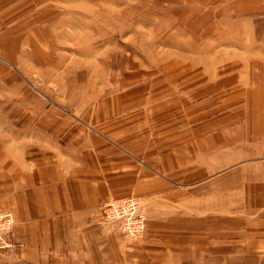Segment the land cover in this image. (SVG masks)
I'll return each instance as SVG.
<instances>
[{
	"label": "rangeland",
	"instance_id": "rangeland-1",
	"mask_svg": "<svg viewBox=\"0 0 264 264\" xmlns=\"http://www.w3.org/2000/svg\"><path fill=\"white\" fill-rule=\"evenodd\" d=\"M32 2L0 29V143L37 146L110 94L148 99L149 119L179 127L185 139L195 128L203 141L196 129L210 123L217 132L264 131V0ZM261 164L263 173L253 175L259 182ZM233 169L224 173L226 197L213 198L228 206L226 230L197 229L194 239L165 251L164 264H264L249 236L262 227L256 218L264 217V199L247 196L258 183L249 175L242 195ZM126 197L140 201V237L103 228V202L96 217L105 233L139 241L146 202ZM202 203L196 199L193 213H203Z\"/></svg>",
	"mask_w": 264,
	"mask_h": 264
},
{
	"label": "crops",
	"instance_id": "crops-1",
	"mask_svg": "<svg viewBox=\"0 0 264 264\" xmlns=\"http://www.w3.org/2000/svg\"><path fill=\"white\" fill-rule=\"evenodd\" d=\"M32 1L0 0V29ZM104 98L86 119L71 115L65 132L50 133L37 146L0 143V208L14 215V246L0 254V264H164L165 251L194 239L197 229L226 230L228 206L213 198L226 197L228 167L242 193L249 175L258 183L247 196L264 199V181L253 176L263 173L264 131L217 132L210 123L196 129L203 141L195 128L185 139L179 127L149 119L148 99ZM126 196L146 202L139 241L105 233L96 217L100 203ZM196 199H203V213H193ZM256 220L262 227L249 236L264 251V217Z\"/></svg>",
	"mask_w": 264,
	"mask_h": 264
},
{
	"label": "built area",
	"instance_id": "built-area-1",
	"mask_svg": "<svg viewBox=\"0 0 264 264\" xmlns=\"http://www.w3.org/2000/svg\"><path fill=\"white\" fill-rule=\"evenodd\" d=\"M98 214L104 228L118 230L129 238L140 237L145 228V216L136 197H121L99 205ZM14 216L11 210L0 208V252L11 249L14 244L11 230Z\"/></svg>",
	"mask_w": 264,
	"mask_h": 264
}]
</instances>
